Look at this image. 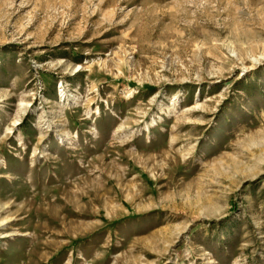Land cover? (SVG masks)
<instances>
[{
    "label": "rangeland",
    "instance_id": "374dc122",
    "mask_svg": "<svg viewBox=\"0 0 264 264\" xmlns=\"http://www.w3.org/2000/svg\"><path fill=\"white\" fill-rule=\"evenodd\" d=\"M0 264H264V0H0Z\"/></svg>",
    "mask_w": 264,
    "mask_h": 264
}]
</instances>
